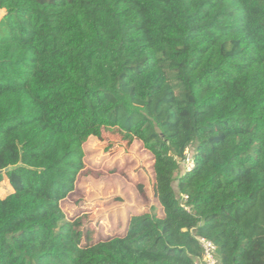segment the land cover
<instances>
[{
	"label": "trees",
	"instance_id": "16d2710c",
	"mask_svg": "<svg viewBox=\"0 0 264 264\" xmlns=\"http://www.w3.org/2000/svg\"><path fill=\"white\" fill-rule=\"evenodd\" d=\"M0 11V264H194L198 237L220 264H264V0ZM104 132L151 154L160 213L94 239L61 201Z\"/></svg>",
	"mask_w": 264,
	"mask_h": 264
},
{
	"label": "rangeland",
	"instance_id": "374dc122",
	"mask_svg": "<svg viewBox=\"0 0 264 264\" xmlns=\"http://www.w3.org/2000/svg\"><path fill=\"white\" fill-rule=\"evenodd\" d=\"M83 149L84 167L75 189L61 201L67 219L81 221L95 239L122 235L134 213L152 207L160 213L153 194L152 156L139 140L127 143L116 133L104 132L101 138L89 137ZM192 151L189 146V155ZM185 167L181 162L179 171ZM9 192V183L2 181L0 197Z\"/></svg>",
	"mask_w": 264,
	"mask_h": 264
},
{
	"label": "built area",
	"instance_id": "2783aa9c",
	"mask_svg": "<svg viewBox=\"0 0 264 264\" xmlns=\"http://www.w3.org/2000/svg\"><path fill=\"white\" fill-rule=\"evenodd\" d=\"M182 163H184L186 166L185 170L191 169L193 165L192 154L189 155L188 149H185L184 151V159ZM185 198L186 196H182V199ZM197 239L201 247V254L200 257H198L194 261V264H220L216 255V247L214 243L210 239H207L206 237H198Z\"/></svg>",
	"mask_w": 264,
	"mask_h": 264
}]
</instances>
